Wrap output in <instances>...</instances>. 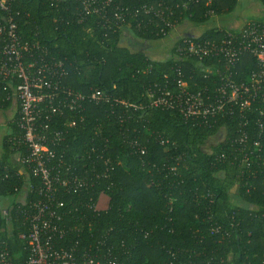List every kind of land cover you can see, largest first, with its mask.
I'll use <instances>...</instances> for the list:
<instances>
[{
	"label": "trees",
	"instance_id": "trees-1",
	"mask_svg": "<svg viewBox=\"0 0 264 264\" xmlns=\"http://www.w3.org/2000/svg\"><path fill=\"white\" fill-rule=\"evenodd\" d=\"M90 1L105 6L102 14H80L82 0H19L15 7L24 37L40 41L49 53L45 62L62 63V89L86 97L98 91L111 101L87 98L76 110L53 116L46 135H64L49 145L50 175L58 183L45 193L38 175L12 162L16 152L25 156L10 142L20 131L9 84L19 82L0 79V112L13 109L1 142L0 197L18 196L29 184L25 204L11 203L10 230L0 212V241L10 259L24 264L28 254L19 237L28 229L25 217L36 212L29 206L49 202L62 230L52 240L54 249L72 251L81 263L89 257L92 264H264V103L206 124L153 108L147 95L155 86L168 81L167 89L174 91L182 78L190 93L209 95L216 76L204 71L205 63L178 61L175 47L171 56L152 61L122 37L159 41L172 31L165 22L173 28L184 22L204 25L232 13L238 0ZM259 2L263 16L253 23L264 27V0ZM226 32L206 29L196 40H219ZM33 62L40 65L39 58ZM254 67L252 57L243 55L238 79ZM66 122L74 126L65 127ZM222 129L223 140L204 152L205 141ZM100 195L108 198L101 211L95 209ZM233 195L241 204L232 203Z\"/></svg>",
	"mask_w": 264,
	"mask_h": 264
},
{
	"label": "built area",
	"instance_id": "built-area-1",
	"mask_svg": "<svg viewBox=\"0 0 264 264\" xmlns=\"http://www.w3.org/2000/svg\"><path fill=\"white\" fill-rule=\"evenodd\" d=\"M60 1V0H59ZM19 0H0V79H15L19 82L16 87L11 83V98L18 102L19 121L17 123L20 135L10 139L12 147H22L25 156L16 152L12 157L13 163H20L26 173L38 175L41 178L45 193H49L57 182L56 177L50 175L54 170L48 160L54 157L49 145L55 146L62 142L63 131H49L54 115H60L64 110L74 111L80 107L85 99L99 103L110 102L108 96L102 92L93 91L86 97L80 92L64 90L59 86L58 78L65 75L61 62L51 60L45 62L49 54L35 36L25 38L18 18L21 11L15 8ZM80 14H102L105 8L90 0H82ZM145 13L150 10L144 9ZM103 18L108 21L106 14ZM120 20V17H116ZM165 28L172 30L170 23H164ZM167 35L165 29H161ZM197 38L180 39L175 45L178 61L194 59L199 65L205 63L204 71L214 73L216 80L211 83L213 93H190L182 78L175 81L174 91L167 89L168 81L155 86L147 97L153 108L176 110L182 118L192 124H206L210 119L223 113L231 114L234 109L240 112L250 111L256 102L264 103V27L250 22L239 31H227L219 40L198 41ZM177 41V42H178ZM243 55H250L255 67L245 78L238 79L237 67ZM39 58L40 65L36 66L33 59ZM177 75L181 77L180 70ZM205 94L204 98L202 95ZM211 94V95H210ZM126 106L125 103H122ZM74 126L73 122H66L65 127ZM23 171V173L25 172ZM27 175V174H26ZM28 183V182H27ZM66 182H61L66 186ZM29 190V184L28 189ZM27 194V193H26ZM26 196V195H25ZM25 200V197H24ZM15 201L16 203L25 204ZM12 204L7 209L0 208L1 217L5 219L6 229L10 230V212ZM60 206V205H58ZM35 209V214L26 216L28 229L19 238L23 241L27 259L24 264H92L93 260L83 258L78 262L72 251H57L52 240L62 234L58 226L60 221L52 206L46 204H32L29 210ZM96 209V204H95ZM97 210V209H96ZM0 264H14L10 259L7 245L0 241ZM98 264V263H96ZM104 264H112L107 261Z\"/></svg>",
	"mask_w": 264,
	"mask_h": 264
},
{
	"label": "rangeland",
	"instance_id": "rangeland-1",
	"mask_svg": "<svg viewBox=\"0 0 264 264\" xmlns=\"http://www.w3.org/2000/svg\"><path fill=\"white\" fill-rule=\"evenodd\" d=\"M261 8L262 6L259 0H238V4L232 13L223 14L214 18L212 17L211 19L220 22L226 28L232 25L240 27L247 21L260 18L262 16V12L260 11L262 10ZM212 21L209 20L203 27L195 28L196 33H199L203 29L206 30L207 28H210L213 24ZM193 25L194 24L190 22H184L180 25H177V27H179V31L182 33L184 30H187ZM122 37L126 45H128L132 50L141 51L152 61H162L165 58L171 56L172 50L174 49L173 47H175L176 42L179 40L176 39V33L173 29L164 39L155 42L140 41L136 38H133L128 33H123ZM12 117L13 109L7 112H0V155L2 137L7 132V123L12 119ZM221 131L222 132L219 136L211 137L205 141L201 147L204 152L208 153L212 146L223 140L225 136V130L222 129ZM27 189L28 183L26 182L18 196L0 197V208L5 210L12 202H15L16 200L22 202L27 193ZM232 203L241 204V201L238 197H236V195H233ZM107 204L108 198L105 195H100L96 203V209L99 211L105 210L107 208Z\"/></svg>",
	"mask_w": 264,
	"mask_h": 264
},
{
	"label": "crops",
	"instance_id": "crops-1",
	"mask_svg": "<svg viewBox=\"0 0 264 264\" xmlns=\"http://www.w3.org/2000/svg\"><path fill=\"white\" fill-rule=\"evenodd\" d=\"M262 10H260L262 12V16H263V8H261ZM261 16V17H262ZM260 17V18H261ZM258 18V19H260ZM256 19V20H258ZM211 21L213 19H210ZM255 20H252V21H247L245 23H243L240 27H236L235 25H232V26H229V27H224L220 22L218 21H215L213 20V24L210 28H207V29H211V28H217L219 30H225V31H239L243 26H245L246 24L250 23V22H253ZM206 24V23H205ZM204 24V25H205ZM204 25H198V24H195L191 27H189L187 30H184L182 33L179 31V27L175 26V28H173V30H175V33H176V39H192V38H197L199 37L205 30H201L199 33H196L195 31V28L197 27H203Z\"/></svg>",
	"mask_w": 264,
	"mask_h": 264
}]
</instances>
